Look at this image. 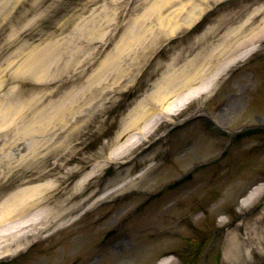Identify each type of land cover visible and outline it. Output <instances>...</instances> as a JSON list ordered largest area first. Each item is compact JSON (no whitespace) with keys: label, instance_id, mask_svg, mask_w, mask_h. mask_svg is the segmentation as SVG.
<instances>
[{"label":"rangeland","instance_id":"374dc122","mask_svg":"<svg viewBox=\"0 0 264 264\" xmlns=\"http://www.w3.org/2000/svg\"><path fill=\"white\" fill-rule=\"evenodd\" d=\"M155 2L0 0V70L8 78L5 90L17 84L9 80L10 75L25 61L29 51L41 47L42 41L51 36L55 42L74 38L77 40L75 44L83 45L82 64L93 58L101 64L123 35L119 33L116 36L117 31L121 27V31L125 30L129 23L133 27L137 18L146 14L150 16V6ZM195 4L204 6L200 0ZM208 5H212L214 10L206 15L204 23L196 24L195 28L183 24L172 37L163 41H155L150 35L148 46L151 47L144 49L148 52L140 58L135 72L123 79L120 86L111 81L113 85L105 91L103 98L98 99L94 109L83 110L85 124L67 143L68 149L74 147L73 154L61 157L60 151L54 153L44 170L51 171L50 178L37 182L60 181L76 172L74 187L76 182L88 176L84 187L91 193L98 191L96 199L103 197L109 189L123 186L125 190L98 202L77 226L60 231L54 237L59 242L58 247L32 254L36 250L34 248L32 256L23 258L21 264H101L109 257L117 264H224L223 244L230 235L227 232L234 226L233 218L245 217L240 201L254 184L264 183V129H261V134L255 132L241 136L252 124L264 125V40L255 52L239 60L219 78L210 94L202 93L196 101L190 99L189 106L185 104L188 99L183 95L171 96L169 109L176 111L162 118L157 131L126 156V160L132 161L129 166L109 163L102 168L97 167V171L89 176L98 164L96 156L107 153L112 143L110 140L121 130L132 110L141 105L151 108L152 102L156 101L154 95L158 84L173 72V63L176 72L185 70L191 57L204 53L205 48L214 45L227 29L241 20L240 16L245 17L256 8L262 7L261 20L264 18V0H209ZM126 8H131V15H126ZM174 8L168 9L166 14ZM107 20L105 36L98 33L78 38V26L92 27L90 25L104 24ZM224 20L230 22L226 27H218ZM150 21L156 24V20ZM13 60L15 64L9 68L8 63ZM65 78L68 75L63 80ZM21 84L30 90L34 88L32 81ZM200 105L211 109L228 132L222 135L207 133L208 136L201 131L203 127L199 121H194L190 127L176 128L173 133L172 128L178 125L177 122ZM168 131L172 134L166 135ZM157 137L161 141L155 144ZM227 142H231L232 147L229 157L222 160L223 145ZM213 158L219 159L213 168L195 171L196 165ZM84 166L87 168L83 170ZM30 169L27 165L19 169L22 183L13 185L15 188L32 185L23 181ZM251 170L253 172L249 173ZM1 171L4 174V168ZM144 171L147 173L138 178ZM253 174L257 176L249 181ZM4 180L0 177V183ZM10 191L11 188L6 191L0 189V203ZM201 201L203 206L198 203ZM242 234L246 235L244 231ZM92 235L101 240L99 243L95 241L93 249L89 248V256L68 250L63 243L72 237L88 242ZM69 253L72 256L68 257ZM260 254L249 255L247 260L238 264H264V248ZM218 255L217 262L215 258Z\"/></svg>","mask_w":264,"mask_h":264},{"label":"bare ground","instance_id":"6f19581e","mask_svg":"<svg viewBox=\"0 0 264 264\" xmlns=\"http://www.w3.org/2000/svg\"><path fill=\"white\" fill-rule=\"evenodd\" d=\"M155 1L157 2L150 6V16L146 14L137 18L133 27L129 23L125 30L121 31L122 27L119 29V33L123 35L118 45L99 67L94 61L96 69L86 81L76 84L83 75H86L88 68L80 59L78 60L81 55L80 47L72 48L70 43L66 46L60 42H51L30 51L25 61L11 73L9 80L19 85L33 81L40 86L65 75H68V78L51 92L35 93L11 86L8 92L1 95L0 141L4 140V143L0 146V163L5 169V178L15 177L19 168L25 165L33 169L29 171L28 179H25L24 184L50 178L51 171L44 172V170L48 166L49 159L54 157V153L60 151L61 157L68 153L73 154L74 147L70 146L68 149L67 143L77 136L76 133L84 123L82 120L84 108L94 107L93 103H96L113 83L120 86L123 79L135 72L140 58L145 57L148 52L144 49L151 43L150 35L155 41L167 39L177 31L183 21L196 20L202 11L201 7H194L195 0ZM200 1L205 3L207 0ZM175 5L179 6L174 8ZM171 8L174 9L166 14ZM131 14V10L127 9L126 15ZM261 14L262 8L255 9L242 20V23L229 29L219 40L217 47L211 48L204 59L200 56L188 61L186 65L188 69L183 71L184 73L176 72L173 63L171 66L173 72L163 77L162 82L158 84L157 94L154 95L156 101L152 102L151 108L141 105L132 110L121 130L111 139L112 143L107 153L99 154L103 159L99 160L100 163L96 164L95 168H102L105 164L116 161L121 162L159 125L158 112L161 109L167 116L175 112V109H169L172 105L169 104L171 96L183 95V98L190 100L196 99L195 97L204 92L209 93L214 88L212 87L214 80L218 81L232 63L245 59L248 54L258 49L259 44L264 40V19L260 24L256 23V20L261 18ZM150 20H156V24ZM229 22L224 20L219 26H226ZM103 23H97L87 29L78 27L76 32L82 31L87 35L101 33V36H105V25H108V20ZM150 47L148 46V49ZM14 64V60L10 61L8 67H13ZM3 72L0 70V91L4 89L8 79ZM209 74L215 79L207 80V84H201L207 79L205 75ZM142 176L143 174L139 175ZM69 179L70 176L66 175L60 181H47L26 189H17L7 196V199L0 204L1 255L9 256L26 250L41 238L42 233L51 228L60 230L73 224L70 217L86 202L95 199L97 194L84 197L81 186L85 180L78 184L76 192L70 193ZM19 182L22 183V180L20 179ZM123 189V187L118 188L115 192ZM53 192L56 194H52ZM253 197L254 195L245 197L241 204L247 205ZM55 233L46 237L49 238L50 247L59 246L51 239ZM97 237H91L88 242L72 238L66 242V247L68 250H76L78 254L86 253L96 240L98 242ZM229 245L224 252V262L237 264L242 256L247 255L246 244L237 239ZM243 248H245L244 252H242ZM70 256L72 255L69 253L68 257ZM110 263L117 264V261L109 258L101 264Z\"/></svg>","mask_w":264,"mask_h":264}]
</instances>
